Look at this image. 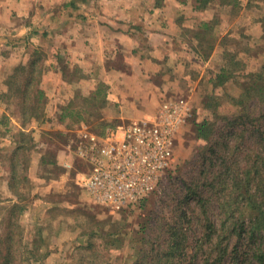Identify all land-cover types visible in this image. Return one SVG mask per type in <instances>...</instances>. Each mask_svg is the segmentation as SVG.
Returning <instances> with one entry per match:
<instances>
[{
  "label": "rangeland",
  "instance_id": "374dc122",
  "mask_svg": "<svg viewBox=\"0 0 264 264\" xmlns=\"http://www.w3.org/2000/svg\"><path fill=\"white\" fill-rule=\"evenodd\" d=\"M223 1L216 0L214 3L219 4L216 7L221 8L226 17L212 20L211 29H205L204 20H201L205 18H200L196 27L182 31L188 40V51L186 49L180 57L182 68L173 75L178 92L164 101L184 97L190 101L192 115L175 135L172 166L156 187L141 199L120 207L97 203L77 182L78 175L90 169L85 161L87 165L77 163V169L46 162L36 173L39 177L35 175L38 179L31 177L26 173L31 165L30 157L36 150L31 135L22 137L25 149L19 151L18 155L23 156L20 160L22 158L24 164L18 168L15 161L7 160L15 157L14 148L0 139V172L4 171L7 160L10 167L17 168L23 175L8 185L0 176V252L13 258L11 264H132L137 259L141 260L140 264H155V257L148 255L161 249L166 235H173L174 231H167V224L171 223L182 224L183 228L185 249L182 253L176 252V264H260V257L253 256L257 244L248 237L238 242L237 235H233L229 239L228 254L215 263L216 251L211 254L210 249L202 250L198 245L210 223L218 225L223 218L216 189L211 186L205 188L203 183L214 178L220 163L218 153L224 152L234 142L233 133L242 128L230 120L238 113L235 99L243 94V83L250 81L249 74L252 71L261 70L264 65V0ZM212 5L208 7L212 8ZM228 28L229 32L224 34ZM179 44L177 42L176 46L181 47ZM210 47L213 48L212 52H209ZM6 54L5 51L1 52L0 58ZM44 54L37 52L35 57L40 56L42 61ZM16 68H13L12 74ZM224 68L226 74L216 78ZM76 74L81 77L77 71ZM21 75L25 76L24 73ZM20 77L18 81L21 82L23 79ZM20 86H14L15 90ZM11 92H14L13 87ZM101 97L78 100L79 106L88 110L83 115L69 117L79 128L78 137H75L77 131L64 138L55 134V139L60 142L58 146L62 143V147L68 149L66 155L71 158L76 157V149L82 143L81 132L103 135L108 129L117 126L118 120L108 119L118 109H110L109 103ZM10 99L11 110L16 114L15 120L25 123L28 115L25 116L21 110V93L15 95L14 92ZM249 105L254 115L264 113L263 102ZM206 118L213 122L210 136L199 135L196 129V122ZM2 123H5L4 120ZM261 123L264 127V118ZM14 134L20 136L19 131ZM1 137H4L2 130ZM44 139L41 147L51 148L53 152L48 153L47 158L51 159L56 155L53 148L55 139L49 136ZM67 139L70 144L66 142ZM257 141H260L258 135L248 133L241 145H258ZM212 146L218 153L211 150ZM205 167L208 171L203 176L199 172ZM56 181H60V184H56ZM196 187L210 197L207 204L195 203L192 195H189L186 204L183 203L185 196ZM6 188H13L16 193L6 192ZM14 197L18 198V205L23 208L13 205ZM145 197L148 198L147 206L140 207L139 203ZM10 208H13V214L9 213V218L4 219ZM146 222L147 235H143L141 229ZM10 234L13 235L12 239ZM141 237L146 238L144 243H141Z\"/></svg>",
  "mask_w": 264,
  "mask_h": 264
},
{
  "label": "crops",
  "instance_id": "0c3cea01",
  "mask_svg": "<svg viewBox=\"0 0 264 264\" xmlns=\"http://www.w3.org/2000/svg\"><path fill=\"white\" fill-rule=\"evenodd\" d=\"M157 2L0 0V51L7 53L0 58V130L4 133L0 139L17 153L7 160L15 161L17 168L24 164L22 158L20 160L23 156L19 157L18 153L24 149L23 135L30 134L36 150L30 157L27 175L35 177L46 162L77 169L76 164L83 160L77 155L74 158L66 155L68 149L65 150L62 143L58 146L60 142L55 134L68 137L77 131L75 137H78L79 128L69 117L88 112L87 108L79 106V99H98L100 90L101 99L109 103V108L118 109L108 120H118L119 125L152 118L161 103L178 92L173 75L182 68L180 57L186 49L188 51V40L182 31L193 28L200 18H205L201 20L206 22L226 16L214 2L212 8L204 10L196 8L194 0H159L162 2L159 5ZM177 42L182 46L177 47ZM37 52L45 53L40 61L43 69L40 88L44 91L45 103L37 113L41 117L28 118L21 124L11 110L6 79L14 67L33 62ZM76 71L80 78L74 75ZM22 112L24 114V110ZM17 131L20 136L14 134ZM46 136L55 139L56 155L51 159H47L48 153L53 152L51 148L41 147ZM69 141L66 142L70 144ZM7 160L4 171L0 172L6 185L23 177ZM6 189V192L16 193L13 188ZM12 201L14 206L23 208L18 205V198ZM13 208L8 209L4 219L9 218Z\"/></svg>",
  "mask_w": 264,
  "mask_h": 264
},
{
  "label": "trees",
  "instance_id": "16d2710c",
  "mask_svg": "<svg viewBox=\"0 0 264 264\" xmlns=\"http://www.w3.org/2000/svg\"><path fill=\"white\" fill-rule=\"evenodd\" d=\"M194 1L196 8L205 9L216 0ZM218 1L225 2L223 0ZM157 4H162V2L159 3L158 0ZM212 23L213 21H206L203 26L205 29H211L213 27ZM209 50V52H212L213 48L210 47ZM200 52L202 53V51ZM40 58V56H34L33 62L29 65L18 66L8 78V85L10 86L8 97L11 98L14 92L15 95L16 93H21V103L23 104L21 110H24V115H28L29 119L41 117L37 113L44 107L45 103L44 91L39 87L43 74V69L39 63L41 61ZM225 71V68L222 69L216 75V78L223 77L226 74ZM21 73H24L25 76L20 77L22 76ZM19 77L23 79L22 83L18 81ZM249 77L250 81L243 83V94L235 99V104L239 107L238 113L234 114L230 120L231 123L240 125L242 128L233 133L234 142L230 146L228 145L227 149L221 154L213 148L215 146L211 147L214 153H218L219 157H217L220 163L214 178L208 179L209 182L207 183H203L205 188L211 186L216 189L218 204L223 214L221 223L218 225L210 223L198 244L202 250L206 248V251H209L210 249L211 254L216 251L214 263L220 262L228 254L229 239L233 235H237L236 239L238 242H242L244 238L248 237L255 245L257 244L253 256L260 257V264H264V148H262L264 147V127L261 123L264 113L254 115V111L249 110L250 103H264V65L261 70L252 71ZM19 84L21 86L15 90V87ZM11 87H13L14 92H11ZM97 95H102L100 90H98ZM212 125L213 122L206 118L202 122H196V129L199 135L210 136ZM248 133L249 135H258L260 139V141L256 142L258 145L252 144L248 147H242V140L247 138ZM59 136L62 137L60 134ZM22 147L20 146V148ZM23 148L25 149V145ZM80 163L86 164L84 161ZM207 171L208 169L205 167L199 173L204 176ZM198 187L192 189L182 202L185 203L189 195H192L191 198L195 199V203L201 205L204 203L206 205L210 197L201 192ZM147 200V197L143 198L139 203L140 207H146ZM143 224L141 232H143V235H147L148 229L146 228L148 223ZM177 224L179 223L167 224V231H174L173 235L169 237L166 235V238L161 243V249H158L153 255H148L151 258L155 257V264H176V252L182 253L185 249L182 224ZM9 237L12 239L13 235L10 234ZM140 240L141 243H144L146 238L141 237ZM0 259H2L0 264H11L13 261V258L7 256L4 252H0ZM139 261L141 260L137 259L132 264H140ZM141 264H146V262Z\"/></svg>",
  "mask_w": 264,
  "mask_h": 264
},
{
  "label": "built area",
  "instance_id": "2783aa9c",
  "mask_svg": "<svg viewBox=\"0 0 264 264\" xmlns=\"http://www.w3.org/2000/svg\"><path fill=\"white\" fill-rule=\"evenodd\" d=\"M192 115L190 101H164L152 118L117 125L103 135L81 132L77 155L89 165L77 182L97 203L128 205L152 191L172 166L175 135Z\"/></svg>",
  "mask_w": 264,
  "mask_h": 264
}]
</instances>
